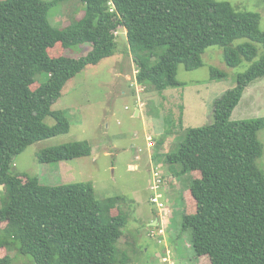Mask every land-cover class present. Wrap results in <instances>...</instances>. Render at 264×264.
I'll use <instances>...</instances> for the list:
<instances>
[{
    "label": "trees",
    "instance_id": "obj_1",
    "mask_svg": "<svg viewBox=\"0 0 264 264\" xmlns=\"http://www.w3.org/2000/svg\"><path fill=\"white\" fill-rule=\"evenodd\" d=\"M70 1L84 5L83 17L55 30L51 9ZM260 21L257 13L217 0L0 1V194H7L0 209V250L17 247L34 264L128 261L120 249L128 241L126 198L100 201L90 184L44 186L37 177L24 181L10 173L28 147L70 132L66 112L52 107L71 79L116 55L117 34L124 29L137 83L158 92L181 85L180 65L187 71L201 68L210 47H220L226 65L236 68L256 60L254 44L263 46L261 59L216 101L214 122L187 130L178 149L166 156L169 165L181 166L174 178L195 175L185 196L183 226L193 232L198 257L209 264H264V173L257 165L264 118L231 119L249 85L264 77ZM243 39L251 43L235 45ZM58 44L63 50L80 44L92 48L79 59L53 58L49 50ZM42 74L49 79L40 84ZM211 76L224 78L216 70ZM47 118L55 124L47 125ZM91 152L88 142L72 143L44 149L38 159L57 163ZM12 261L9 255L0 257V264Z\"/></svg>",
    "mask_w": 264,
    "mask_h": 264
},
{
    "label": "rangeland",
    "instance_id": "obj_2",
    "mask_svg": "<svg viewBox=\"0 0 264 264\" xmlns=\"http://www.w3.org/2000/svg\"><path fill=\"white\" fill-rule=\"evenodd\" d=\"M217 1L230 3L237 11L259 14L260 28L264 31V0ZM83 6L79 1L57 5L49 13L51 25L55 30L64 29L72 19L83 17ZM117 37L116 55L86 67L71 79L52 107L55 111L66 112L71 123L70 132L28 147L14 159L10 173L24 181L27 177H37L44 186L90 184L100 201L118 196L126 198L123 207L130 214V222L124 232L128 241L120 245L122 254L129 258L125 264H165L162 260L166 257L165 242L172 251L174 264H201L194 249L193 232L183 226L184 196L191 190L195 175H177L174 182H170L176 172H181V166L169 165L166 154L178 149L187 130L214 122L216 101L236 86L239 75L261 59L263 46L254 44L259 50L256 60L253 63L244 61L236 68L226 65L220 47H210L202 55L201 68L187 71L180 65L178 81L181 85L158 92L137 83L138 68L126 31L120 29ZM243 43L251 42L243 39L235 45ZM91 48L90 44H80L63 50L58 44L49 54L53 58L79 59ZM212 70L223 73L224 78L212 79ZM48 79V74H42L38 83H46ZM36 87L38 85L33 88ZM137 110L142 111L140 116H136ZM180 118H183V125H180ZM259 118H264V77L249 85L231 116L233 121ZM45 123L53 126L55 121L47 118ZM149 137L155 142L154 147L157 145L151 155L148 153ZM258 139L263 145V156L257 165L264 173V128L258 133ZM82 142L90 144L91 155L57 163H40L38 159L44 149ZM154 172L169 182L159 191L169 211L161 217L164 236L150 234L153 227H149V221L158 217L159 212L151 203L154 192L150 189V181L154 179ZM6 195L0 194V209ZM6 255L11 256L12 264H34L33 259L21 255L17 247L0 250V257Z\"/></svg>",
    "mask_w": 264,
    "mask_h": 264
},
{
    "label": "built area",
    "instance_id": "obj_3",
    "mask_svg": "<svg viewBox=\"0 0 264 264\" xmlns=\"http://www.w3.org/2000/svg\"><path fill=\"white\" fill-rule=\"evenodd\" d=\"M111 4V3H110ZM112 9L111 11H115L114 6L111 4ZM149 141V148H153L155 145V142L153 141V139L151 137L148 138ZM169 182L162 179L159 175V173L154 172V179L152 181H150V189L154 192L152 198H151V203L153 205L156 206V208L158 209V217L156 219V225L152 226L153 229L151 230L150 234L152 236L160 235V236H164L165 235V230L162 227V222H161V217L162 214H164L165 212L169 213V211H167L166 209V204L163 201V195L162 193H159L160 190H162L163 187H165ZM166 253V257H164L162 260L165 264H174V262L171 261V255L172 253L170 251L165 252Z\"/></svg>",
    "mask_w": 264,
    "mask_h": 264
},
{
    "label": "crops",
    "instance_id": "obj_4",
    "mask_svg": "<svg viewBox=\"0 0 264 264\" xmlns=\"http://www.w3.org/2000/svg\"><path fill=\"white\" fill-rule=\"evenodd\" d=\"M0 1H4V0H0ZM141 113H142V111L140 110V112H139V116L141 115ZM156 146H157V145H156ZM156 146H155V147H156ZM155 147H154V148H155ZM148 151H149V152H148L149 155L153 154V148H150V150H148ZM150 153H151V154H150ZM167 154H168V153H167ZM167 154H166V155H167ZM174 180H175V178H174V176H173V177L170 179V182L173 183ZM184 199H185V196H184ZM185 209H186V207H185ZM156 219H157V217L155 216L151 221H149V227L153 226V224L156 225ZM164 244H165V250H164V251H165V252L170 251V252L172 253V251L170 250V248L167 247V243L165 242ZM206 261H207L206 259H203V258L201 259V258H200V262H201V263H206Z\"/></svg>",
    "mask_w": 264,
    "mask_h": 264
},
{
    "label": "water",
    "instance_id": "obj_5",
    "mask_svg": "<svg viewBox=\"0 0 264 264\" xmlns=\"http://www.w3.org/2000/svg\"><path fill=\"white\" fill-rule=\"evenodd\" d=\"M139 112H140V110H137V112H136V116H139ZM2 190H3V187L0 186V191H2ZM153 226H155V224H153Z\"/></svg>",
    "mask_w": 264,
    "mask_h": 264
}]
</instances>
